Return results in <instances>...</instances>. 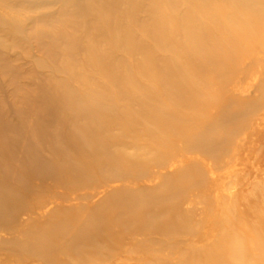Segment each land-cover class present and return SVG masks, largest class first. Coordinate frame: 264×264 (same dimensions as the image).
Here are the masks:
<instances>
[{
  "label": "rangeland",
  "instance_id": "obj_1",
  "mask_svg": "<svg viewBox=\"0 0 264 264\" xmlns=\"http://www.w3.org/2000/svg\"><path fill=\"white\" fill-rule=\"evenodd\" d=\"M0 108V264H264V0H0Z\"/></svg>",
  "mask_w": 264,
  "mask_h": 264
},
{
  "label": "bare ground",
  "instance_id": "obj_2",
  "mask_svg": "<svg viewBox=\"0 0 264 264\" xmlns=\"http://www.w3.org/2000/svg\"><path fill=\"white\" fill-rule=\"evenodd\" d=\"M72 4H74L77 0H69ZM52 42L49 44V46L47 47V51L49 53H51V55L53 56V52H55V50L58 48V46L60 45V39L58 36H53L52 38ZM52 89V88H51ZM49 88H43L42 92H41V97L39 101H35L33 104V110H29V112L34 111L35 116L37 118V120H39L38 123L41 122V119L43 118V116L51 113V107H56V104L54 103V99L59 97L58 92H56L55 90H51ZM66 102V101H65ZM76 114L78 115V112L75 110ZM75 112H72V116L73 118H75ZM7 115V114H6ZM0 124L2 127L1 130H6L8 128L11 127V122L7 117H5V113L4 111L0 108ZM45 123H42L40 126L36 127L33 130V135L31 137V139L28 142L27 145V154H26V159L29 162V164H34L35 160H36V156L40 157L43 154L44 149L41 152V146L37 143V141H35V138L39 141L43 140L44 138H42L40 131H41V127L44 125ZM52 141H55L54 139ZM49 143H51L49 141ZM0 148L4 151H8L9 149V144H0ZM3 154L7 153L4 152ZM41 152V153H40ZM44 161V173H51L53 170V166L52 163L49 160H43ZM32 170L34 168L39 167L38 164H34L31 166ZM30 173V172H29ZM182 174L179 175V179H183V177H181ZM167 179L166 183H162L160 185L157 186L158 189H160V191H155L154 188H148V187H141L140 189L142 190V192H138V193H133V192H125V191H119L117 189L113 190L112 192H107L105 194V197L100 201V203L98 204V206H96L94 208V211L90 214V216H88L86 219H84L82 221V228L87 229L89 231V234L91 235L92 233H97L101 227L104 221H102L101 217L99 216V206L100 204H105L108 203L109 201L115 200L116 202H123L126 204H129L130 202H135L137 200H139L141 197H145L148 199H156V200H160L161 202L164 201V199L170 194V192L172 191V184L175 182V175H171L168 174L166 177ZM18 196V191H15V196ZM116 204H122V203H116ZM0 205H1V195H0ZM1 209V207H0ZM55 210L53 209L49 214L53 213ZM62 226L59 227H48L47 230H49L50 232H61L62 233L66 230H62ZM75 232V230H73ZM73 232V233H74ZM49 234L48 236L46 235H40L37 238V241L35 242V247L37 249L40 250H46V249H51L54 245V243L51 241V239L49 238Z\"/></svg>",
  "mask_w": 264,
  "mask_h": 264
}]
</instances>
